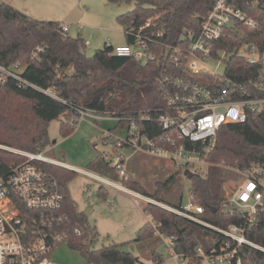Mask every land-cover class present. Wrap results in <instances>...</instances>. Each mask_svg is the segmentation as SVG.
<instances>
[{
    "label": "built area",
    "instance_id": "2783aa9c",
    "mask_svg": "<svg viewBox=\"0 0 264 264\" xmlns=\"http://www.w3.org/2000/svg\"><path fill=\"white\" fill-rule=\"evenodd\" d=\"M247 9L230 0H214L199 24L182 28L174 41L164 39L163 29L147 32L154 26L153 18L138 25L137 19L131 21L124 32L133 42L114 48L113 54L132 56L142 63H161L164 72L154 79L161 105L135 111L126 119L129 124L125 135L108 129L100 137L105 145L111 144L112 156H99L117 168L120 176L126 175L130 159L137 154L167 159L178 169L200 174L196 164L207 162L220 126L243 123L248 112L264 115V0H252ZM68 30L61 25L63 33ZM42 49L37 46L36 52ZM234 59L237 64H233ZM21 72L19 63L0 64V82L13 78L27 84ZM75 110L79 121L85 117L123 119L115 113L80 105ZM149 121L159 123V134L141 132L138 123ZM0 149L23 158L0 169V264H58L50 255L66 238L59 227L67 217L60 212L63 195L59 182L43 165L82 171L116 188L118 182L77 170L49 158L42 150L30 152L1 143ZM229 168L239 173L242 180L225 193L223 208L242 221L226 228L201 216L204 208L194 190L187 192V200L178 207L133 190L130 193L137 204H155L209 230L211 234H202L207 244L194 249L203 264H241L242 247L264 250L246 236V231L254 226L257 212L264 209V160L243 168ZM151 226L154 235L165 244L167 264H188L189 256L177 250V238L160 232L153 220Z\"/></svg>",
    "mask_w": 264,
    "mask_h": 264
},
{
    "label": "trees",
    "instance_id": "16d2710c",
    "mask_svg": "<svg viewBox=\"0 0 264 264\" xmlns=\"http://www.w3.org/2000/svg\"><path fill=\"white\" fill-rule=\"evenodd\" d=\"M109 1L133 4L131 10L118 16L124 31L134 18L137 19L135 25L153 18L154 26L147 32L163 29L164 39L174 41L182 28L199 24L214 0ZM251 1L230 0L243 10H248ZM124 36L126 44L133 42L126 32ZM37 46L43 49L36 52ZM85 47V41L79 35L72 37L63 33L59 22L35 19L8 3L0 2V64L9 66L19 63L21 76L27 81V84H21L8 78L0 82L1 144L30 152L43 150L48 142L51 121L62 118L59 129L62 137L75 130L79 122L75 107L79 105L115 113L123 118L121 121H127L137 110L161 105L154 85L155 77L164 72L161 63H142L132 56H117L110 45L87 55ZM237 63L234 59L233 64ZM138 126L149 136L161 132V126L155 121L140 122ZM97 158L100 159L98 162ZM22 159L0 149V169ZM262 160L264 115L257 112H248L243 123L220 126L216 146L206 156V161L218 174V167L221 166L243 168ZM87 166L103 177L120 181L122 186L149 196L127 170L126 175L120 176L117 168L110 166L99 155ZM43 167L57 178L63 195L60 212L67 217L59 227L66 234L63 243L89 264H138L135 255L121 249L122 244L95 247L98 234L88 224L86 215L78 211L76 201L68 191L67 184L76 172L49 164ZM192 178L196 198L204 208L201 216L205 220L223 228L242 221L223 208L225 197L218 190L226 182L224 177L214 181L193 174ZM144 211L160 232L177 238V250L189 256L188 264H203L195 256L194 249L204 244L202 234H211L209 230L155 204L147 203ZM75 230L79 233L76 234ZM246 236L264 249V209L257 212L254 226L246 231ZM154 237V229L148 222L139 228L135 239L126 244H140ZM149 254L153 264H162L163 256L153 248ZM240 256L241 264H264V250L259 248L244 246Z\"/></svg>",
    "mask_w": 264,
    "mask_h": 264
},
{
    "label": "rangeland",
    "instance_id": "374dc122",
    "mask_svg": "<svg viewBox=\"0 0 264 264\" xmlns=\"http://www.w3.org/2000/svg\"><path fill=\"white\" fill-rule=\"evenodd\" d=\"M0 2L24 10L33 18L57 21L60 25L68 27L67 33L70 36L79 35L85 41H90L92 34L95 38L107 37L108 30L112 29L110 35L113 39L124 40L123 46H126L124 27L118 16L131 10L132 3L123 1L114 3L109 0H0ZM92 47L94 46L85 47L87 55H92L95 50L102 48L103 44L96 48ZM61 119L50 122L48 142L42 151L51 159L64 161L87 171H92L87 165L96 156L102 153L112 156L111 144L105 145L100 140L102 133L111 129L116 134L125 135L129 124L118 118L85 117L76 126L77 134L63 140L64 137L59 132ZM97 159L98 162L100 159ZM196 165L203 178L214 181H217L218 177L225 178L226 182L221 190H218L221 195H225L232 188L231 186L242 180V176L229 167H218L220 170L218 174L214 172L209 162L199 161ZM126 170L129 175L137 179L147 195L169 206L178 207L187 200V192L194 190L193 178H188L184 170L178 169L167 159L137 154L130 159ZM118 183L122 185L120 181ZM67 187L71 197L76 201L78 211L84 213L88 209L85 214L87 222L98 234L94 243L96 248L112 243L122 244L121 249L135 255L138 264H153L149 254L150 249L153 248L165 257L162 264L169 262L165 244L158 236L140 244H126L135 239L140 227L148 222L151 224L152 218L144 211L145 202L139 201L137 204L132 195L116 187L104 185L82 171L76 172ZM212 239L211 236L210 240ZM204 243L207 244L205 240ZM50 258L59 264H89L78 252L70 250L64 243L53 250Z\"/></svg>",
    "mask_w": 264,
    "mask_h": 264
},
{
    "label": "crops",
    "instance_id": "0c3cea01",
    "mask_svg": "<svg viewBox=\"0 0 264 264\" xmlns=\"http://www.w3.org/2000/svg\"><path fill=\"white\" fill-rule=\"evenodd\" d=\"M12 6V5H11ZM16 9V8H15ZM19 10V9H18ZM24 11V10H23ZM27 14V13H26ZM32 17V16H31ZM36 19V18H35ZM39 20V19H38ZM108 36L107 37H100L99 36V38H95L94 37V34H92V35H90L91 36V40L89 41V40H84L85 42H88L87 44H85V46L86 47H88V46H94V47H92V48H96V47H98V46H101V44H103V47L104 46H106V45H110V46H113L114 48H115V46H117V48L118 47H123V45H124V40L123 41H121V40H116V39H113V37H112V35H110L111 33H112V29H109L108 30ZM125 37V36H124ZM125 43H126V39H125ZM102 47V48H103ZM83 107V106H82ZM85 108H87V107H85ZM88 109H91V108H88ZM91 110H94V109H91ZM96 111H98V110H96ZM99 112H105V113H112V112H108V111H99ZM111 130V129H110ZM76 132V127H75V130L70 134V135H68V136H66V137H64L63 138V140H65V139H70V138H72V137H74L76 134H77V132ZM140 155H143V154H140ZM97 157V156H96ZM94 160V159H93ZM92 160V161H93ZM60 161V160H59ZM62 162V161H61ZM64 162V161H63ZM65 163V162H64ZM66 164H68V163H66ZM69 166H72V167H74L75 169H77V170H82V169H79V168H77V167H75V166H73V165H70V164H68ZM84 171H87V170H84ZM75 172H77V171H75ZM87 172H91V173H93V174H95L96 172L95 171H87ZM95 175H97V174H95ZM98 176H101V175H98ZM103 177V176H102ZM118 184V187L116 188V189H118V190H120V191H125L126 193H128L129 195H132L131 193H130V189H128V188H126V187H124V186H122L120 183H117ZM123 188H122V187ZM53 260V259H52ZM56 262V261H55ZM57 263V262H56ZM59 264V263H58Z\"/></svg>",
    "mask_w": 264,
    "mask_h": 264
},
{
    "label": "water",
    "instance_id": "95a60500",
    "mask_svg": "<svg viewBox=\"0 0 264 264\" xmlns=\"http://www.w3.org/2000/svg\"><path fill=\"white\" fill-rule=\"evenodd\" d=\"M184 174H185L188 178L192 177V175H193V173H192L190 170H188V169L184 170ZM87 212H88V209H86V210L84 211V214H86Z\"/></svg>",
    "mask_w": 264,
    "mask_h": 264
}]
</instances>
